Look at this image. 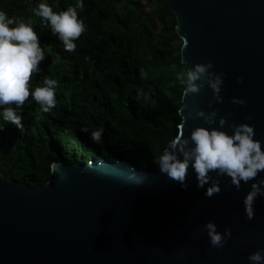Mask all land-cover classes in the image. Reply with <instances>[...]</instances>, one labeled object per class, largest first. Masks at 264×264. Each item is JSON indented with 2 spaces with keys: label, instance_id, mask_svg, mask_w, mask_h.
<instances>
[{
  "label": "water",
  "instance_id": "water-1",
  "mask_svg": "<svg viewBox=\"0 0 264 264\" xmlns=\"http://www.w3.org/2000/svg\"><path fill=\"white\" fill-rule=\"evenodd\" d=\"M162 1L176 19L188 68L211 61L225 73L221 103L207 86L181 98L185 127L202 124L195 110L210 111L212 101L218 117L231 114L226 131L231 122L249 123L264 140V0ZM90 162H55L57 172L36 188L0 171V264H249L248 254L264 248V197L247 220L248 185L237 191L224 177L209 198L191 170L181 188L127 160ZM209 220L220 232L231 230L222 248L208 242L203 225Z\"/></svg>",
  "mask_w": 264,
  "mask_h": 264
},
{
  "label": "trees",
  "instance_id": "trees-1",
  "mask_svg": "<svg viewBox=\"0 0 264 264\" xmlns=\"http://www.w3.org/2000/svg\"><path fill=\"white\" fill-rule=\"evenodd\" d=\"M37 0H0L10 15L27 18ZM60 10L75 0H49ZM88 30L75 52L67 53L33 17L47 55L42 74L60 81L58 103L49 113L29 99L22 129L0 131V171L29 187L43 186L49 165L102 159L127 160L158 171L152 163L177 132L182 89L175 81L181 64L176 19L162 0H84ZM87 57V59H85ZM40 77H37L39 80ZM104 127L103 142L90 141L80 128Z\"/></svg>",
  "mask_w": 264,
  "mask_h": 264
},
{
  "label": "clouds",
  "instance_id": "clouds-1",
  "mask_svg": "<svg viewBox=\"0 0 264 264\" xmlns=\"http://www.w3.org/2000/svg\"><path fill=\"white\" fill-rule=\"evenodd\" d=\"M85 7L84 0H75L60 10L49 0H37L27 18L10 15L0 8V131L6 124L22 129L20 114L26 102L31 99L39 106V111L49 113L58 103L57 94L60 81L54 75L42 74V62L47 50L42 46L40 33L34 25L33 17L55 37L67 53L75 52L76 41L87 32L88 25L79 13ZM187 45L186 39L181 48ZM87 59V57H85ZM177 72L175 81L182 89V98L188 93H198L200 88L209 87L213 100L221 103L220 95L224 83V72H217L211 61L194 63ZM40 77L37 80V77ZM240 77L237 80L240 81ZM232 103L244 105L245 100L233 97ZM184 104L177 109L180 123L177 132L154 154L152 163L158 172L178 182L181 188H187L189 170L194 173L196 187L204 189V196L211 197L220 192L221 178H230L226 184L240 191L242 184L248 190L242 197V204L247 220L254 217V205L258 197H264V140L255 138L254 127L249 123L231 122L224 129L225 113L218 117V110L196 109L195 115L202 118L200 125L185 127L186 117L182 113ZM190 115V114H189ZM87 133L94 144L103 142L104 127L97 126L90 130L87 126L80 128ZM58 164L49 165L50 173L57 172ZM88 165H91L89 162ZM208 242L215 248H222L231 236V230H217L215 222L209 220L203 225ZM184 254H178L182 257ZM249 264H264V248H257L247 256Z\"/></svg>",
  "mask_w": 264,
  "mask_h": 264
},
{
  "label": "rangeland",
  "instance_id": "rangeland-1",
  "mask_svg": "<svg viewBox=\"0 0 264 264\" xmlns=\"http://www.w3.org/2000/svg\"><path fill=\"white\" fill-rule=\"evenodd\" d=\"M181 44H182V42H181Z\"/></svg>",
  "mask_w": 264,
  "mask_h": 264
}]
</instances>
